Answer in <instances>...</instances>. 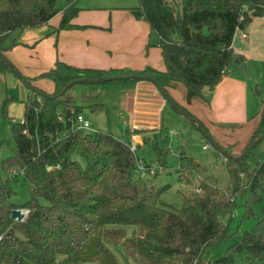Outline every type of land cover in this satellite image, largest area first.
<instances>
[{"label": "trees", "instance_id": "obj_1", "mask_svg": "<svg viewBox=\"0 0 264 264\" xmlns=\"http://www.w3.org/2000/svg\"><path fill=\"white\" fill-rule=\"evenodd\" d=\"M139 1L132 14L156 34L164 71L151 66L80 68L57 60L48 71L23 78L29 89L24 119L12 125L14 155L4 162L9 177L0 179V264H198L208 247L230 238L235 243L210 264H264V154L253 158V166L248 161L252 152L242 160L226 157L229 182L222 188L201 162L181 151L175 173L194 190L183 195L178 209L161 200L167 186L154 183L149 165L145 178L135 175L138 159L129 140L73 126L86 108L96 112L104 110L103 105H71L58 97L78 79L146 76L167 93L180 84L210 104L206 90L219 85L232 66L246 67V57L234 48L236 33L254 18H264V0ZM78 2L67 0L58 9L56 0H0V55L6 57L21 44L14 40L6 45L14 33L48 25L60 13L61 21L51 33L57 43L60 32L73 27ZM8 72L13 73L0 58V74ZM41 79L53 82L52 93L33 85ZM138 82L122 78L106 83ZM33 86L45 95L36 94ZM263 132L264 103L245 149ZM160 134L152 144L159 166L167 169L171 151L168 139ZM149 141L145 136L144 144ZM226 150L239 155L231 147ZM14 168L31 192V199L19 205L9 202L15 193ZM236 208L241 214L234 221ZM16 209L28 210L24 221L12 217ZM247 223L250 230L241 231ZM117 247L123 260L115 254Z\"/></svg>", "mask_w": 264, "mask_h": 264}, {"label": "rangeland", "instance_id": "obj_2", "mask_svg": "<svg viewBox=\"0 0 264 264\" xmlns=\"http://www.w3.org/2000/svg\"><path fill=\"white\" fill-rule=\"evenodd\" d=\"M66 3L67 0H56V7L62 9L66 6ZM77 6L80 11L74 23L83 25L78 28L80 29L78 31H90L93 39L97 38L100 43L110 47L112 52L115 53L116 60L120 61L124 55H127L129 56V62L138 63L141 61L146 64L145 68L151 66L157 70L164 69L165 64L160 49L156 46L158 40L156 34L150 30L144 20L137 19L132 14V10L140 6L139 0H79ZM59 22L60 17L55 16L53 24L58 25ZM53 29L54 27L45 25L14 33L6 42L7 46L12 45L14 40L28 46L18 47L11 56L20 60L29 70L34 67L37 68L36 61H39L43 55L46 56V59H49L52 54H56L67 47V45L63 46L65 44L60 41V37L56 43L55 37L51 35ZM242 33L247 34L248 38H243ZM71 36H76V34H71ZM239 39L243 43L239 52L247 59L246 67L232 66L227 75V78L232 82L228 84L224 82L218 89L213 91L208 92L206 90V95H210V97L212 95L211 101L213 97H217L215 98L217 99L216 111L210 112L209 115L208 106L210 104L198 97L195 100L196 107L192 108L199 107L207 116H210L211 120L217 122L210 121L212 123L210 125L208 123L203 124L219 144L225 149L231 147V151L235 154H241L245 149L235 151L238 144H240V147L246 145L247 138H250L249 131L256 122L255 117L260 114L263 108L264 18H254L252 23L239 33ZM66 41L70 43L71 40ZM85 43H87V40ZM123 68L130 69L126 66H123ZM12 75L14 73L11 72L0 74V179L2 180L9 177L4 169V162L14 155L15 143L12 125L22 122L29 94L25 81L16 76L11 78ZM15 80H18V82L14 83ZM75 87L61 97L63 102L71 103L74 101L73 91L85 88L87 93L84 95V101L88 100L86 102L90 106L103 105L105 107L104 110L96 112L89 109L84 110V114L92 123L94 132L112 133L116 137L125 140L129 138L130 133L128 134L127 131L130 128V119L127 109L130 107L131 98L124 91L129 89L131 84L82 83ZM179 87H182L180 88L182 91L185 89L183 86ZM244 88L247 89V97L244 94ZM185 91L187 90L185 89ZM172 92L173 90H171ZM244 98L246 100L245 104H243ZM181 106L188 110L185 106ZM189 112L191 113V111ZM248 115L254 118L248 121L246 118ZM162 118V129L158 132L161 133V138H167L169 141L168 149L171 151V157L168 168L164 169L159 166L152 144V141L157 139V132H150L148 133L149 143H143L142 147L132 145L135 147L138 159L137 165L142 167V170L137 168L135 175L145 178L147 172L145 166L149 165L150 174L155 175L154 183L161 187L167 186V190L161 195V200L180 209L183 205V195L194 190L193 185L181 183L175 173V169L180 165L181 151H184L187 156L194 157L202 163L206 173L213 181H216L220 187L226 188L229 182V175L224 165L226 156L215 149L189 120L178 114L169 104L164 108ZM220 118H223L224 121L221 122ZM86 132L93 133L92 131ZM263 154L264 139L253 149L248 161L253 166V158ZM76 158L85 165L84 159L80 156H76ZM12 174L14 177L11 180V187L15 193L9 202L18 205L23 204L31 199V192L23 174L17 168L12 170ZM40 202L47 204L45 199H41ZM22 210L26 212V209ZM240 214L241 210L236 208L234 210V221L239 219ZM223 219L226 221L228 216ZM232 228L233 230L236 229L235 224ZM250 228L251 224L247 223L244 224L241 231L250 230ZM234 243V238L214 243L208 247L204 258L198 264H210V259L225 254ZM114 251L117 257L123 260L120 247L115 248Z\"/></svg>", "mask_w": 264, "mask_h": 264}, {"label": "crops", "instance_id": "obj_3", "mask_svg": "<svg viewBox=\"0 0 264 264\" xmlns=\"http://www.w3.org/2000/svg\"><path fill=\"white\" fill-rule=\"evenodd\" d=\"M56 16H59L60 21H61V14L59 13ZM75 19L72 21L73 27L66 28L62 30L59 34L60 41H63L62 43L65 44L63 46L67 45V47L64 48L65 51L64 49L63 50L61 49L56 54H52L49 57V59H46V56L43 55L39 61H36L38 64L37 68L34 67L32 70H29L26 67V65L23 64L20 60L14 59L13 56H11L14 53V51L18 49V47H21V46L27 47L28 45L21 44V45L14 47L13 49L9 50L6 53V57L9 59V61H11V63L15 66V68L21 73L23 77H30V78H34L40 75L41 73L48 71L50 68L54 66L57 60L63 61L67 64L80 67V68L88 67V68L109 69V68H123V66H126L130 69H140V70L145 68L146 64L144 62H141V61H139L138 63L129 62L128 60L129 56L127 55H124L120 61L116 60L114 57L115 53L112 52L110 47L107 46L106 44L100 43L97 38L93 39L90 31H78L80 30L78 28H80L83 25L74 23ZM53 20L54 18L49 22L48 25L55 28L59 24L58 25L53 24ZM147 25L150 28L148 23ZM240 32L242 31H238L236 33L235 39L236 38L239 39ZM71 34H76V36H71ZM243 34L245 33L241 34L242 37H243ZM246 38H248L247 34H246ZM65 39L71 40L70 43L67 42ZM86 40H87V43H85ZM242 45L243 43L240 41V47H234L235 51L239 54H241L239 52V49L242 47ZM157 67L162 68L161 66H157ZM164 70H165V66H164V69L162 68V70L160 71H164ZM228 71H230V69ZM13 76H16V75L15 74L12 75L11 78H13ZM16 82H18V80L14 81V83ZM224 82L228 84L232 81L228 79L227 76H225L223 81L215 87V90L218 89ZM33 85L47 93H52L54 90L53 82L49 80H45V79L37 80L33 82ZM75 86H78V85H75ZM75 86H73L71 89L73 90V88H76ZM179 86H182V85L175 84L173 87L168 88V93L179 105L185 106L188 109L187 111L188 112L191 111V114L194 115L202 123H205V124L208 123L209 125L211 123L210 121H213V123H217L214 120H211L210 116H207V114H205V112L199 107L192 109L193 107H196L195 100H197L196 99L197 97L193 96L189 91H185V89H183L182 91V89H180L182 87H179ZM244 89H245L244 94L247 97V91H246L247 89L246 88ZM171 90H173L174 93L173 92L171 93ZM207 91L209 92L210 89H207ZM73 92H74L73 93L74 101H72L69 104L79 105L83 107L90 106L87 103L88 100H86L87 102L83 100L85 93H87V89L85 88L76 89V91H73ZM124 93H127L131 98L130 107L127 109L128 117L130 119L129 120L130 128L127 131L128 134L130 133V136L127 140H129L133 146L135 145V147H142L144 143L143 142L144 137L148 136V134L134 133V131H137V130H150L151 132H158L159 130L161 131L162 124H163L162 114H163L164 108L168 105V103H166L165 98L163 97L162 93L159 91L157 86L150 81H140L136 84H133L131 85L129 89L125 90ZM215 98L217 97L215 96ZM215 98L214 97L212 98V101L210 102V106H208L209 115H210V112L216 111L217 99ZM243 101H244L243 104H245V101H246L245 98L243 99ZM82 114L86 117V115L84 114V111ZM257 115L258 116L255 117L256 122L253 125V128L249 131L250 138L252 134L254 133V131L256 130L258 123H259V114ZM246 118L249 121L251 118L253 119L254 117H250L248 115L246 116ZM219 120L221 122L224 121L223 118H220ZM213 126L215 125L213 124ZM250 138L249 139L247 138L246 145L248 144ZM246 145L243 147H240V144H238L235 151L242 150L243 148L246 147Z\"/></svg>", "mask_w": 264, "mask_h": 264}, {"label": "water", "instance_id": "obj_4", "mask_svg": "<svg viewBox=\"0 0 264 264\" xmlns=\"http://www.w3.org/2000/svg\"><path fill=\"white\" fill-rule=\"evenodd\" d=\"M235 47H240V40L238 38L235 39ZM0 58L9 66V68L11 69V71L17 75V77L20 78H24L21 73L15 68V66L9 61V59L5 56L0 55ZM124 79H131V78H136L140 81H150L152 83H154L157 88L159 89V91L162 93L163 97L165 98L166 103H168L174 110H176L178 113H180V115H182L183 117H185L187 120H189L192 124H194L198 130L208 139L209 143L218 151H220L224 156L229 157V158H233L235 160H242L245 157H247L252 151L253 149L264 139V132L261 134V136L259 138H257L255 141H253L246 149L243 153L239 154L238 156H234L232 155L230 152H228L221 144H219L216 139L211 135V133L208 131V129H206V127L199 123L197 121V119L195 117H193L185 108H183L181 105H179L171 96H169V94L163 90L161 88V86L157 83V81L153 78H149L146 76H138V77H122ZM122 78H118V77H108V78H100L97 80H91V79H87V78H83V79H78L75 81L70 82L66 88L59 93L58 97H62L65 95V93L71 89L73 86L78 85V84H82V83H88V84H103L106 82H112V81H116L118 79H122ZM25 81V80H24ZM215 89L214 86L210 87V91H213ZM32 90L40 95L43 96L45 95L41 90L35 88L34 86L32 87ZM52 98H55V96H51ZM12 217L20 222L23 221V219L26 217L21 209H16L12 212Z\"/></svg>", "mask_w": 264, "mask_h": 264}, {"label": "built area", "instance_id": "obj_5", "mask_svg": "<svg viewBox=\"0 0 264 264\" xmlns=\"http://www.w3.org/2000/svg\"><path fill=\"white\" fill-rule=\"evenodd\" d=\"M243 38H246V34H243ZM73 126L82 131L94 132L91 121L87 119L83 114H80L76 117V119L73 122ZM132 150L135 151V147L132 146ZM137 168L138 170H142L141 166H138ZM22 212L27 217L28 210H26V212L22 210ZM26 217L23 219V221L26 219Z\"/></svg>", "mask_w": 264, "mask_h": 264}]
</instances>
